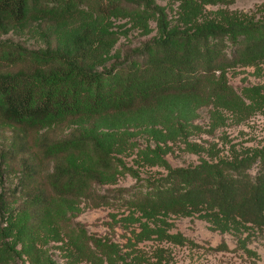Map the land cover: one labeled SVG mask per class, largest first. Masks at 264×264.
Wrapping results in <instances>:
<instances>
[{"label": "trees", "instance_id": "trees-1", "mask_svg": "<svg viewBox=\"0 0 264 264\" xmlns=\"http://www.w3.org/2000/svg\"><path fill=\"white\" fill-rule=\"evenodd\" d=\"M180 1L183 24L172 26L166 8L146 0H0V29L4 31L34 12L58 11L65 16L90 4L102 17L151 13L159 33L157 38L127 49L120 59L102 69L87 61L91 50L80 41L72 53L54 54L0 41V120L19 129L17 148L9 156L19 157L22 165L13 194L22 199L23 209L35 219L41 220L56 197L96 206H151L155 210L176 205L184 215L199 213L213 221L234 216L264 225V146L240 156L174 169L145 189L136 185L108 188L103 186L104 175L113 173L116 163L103 144L78 130L65 137L58 135L56 126L61 121L147 107L158 98L194 95L207 86L222 107L245 111V115L250 109L264 111V84L238 90L226 77L227 68L241 62L264 65V17L217 11L208 20L199 18L206 15L202 2L225 0ZM97 35L103 40L106 34ZM35 131L38 134L32 141L30 134ZM87 148L94 155L96 169L72 166L69 156ZM28 153L52 162V169L42 175ZM5 197L0 193L1 202ZM96 242L101 253L106 251L100 264L105 259L112 264L107 245ZM15 252L14 245L2 237L0 256ZM163 252L157 251L160 261ZM84 257L99 264L92 260L93 254ZM141 261L135 256L124 264Z\"/></svg>", "mask_w": 264, "mask_h": 264}, {"label": "rangeland", "instance_id": "rangeland-1", "mask_svg": "<svg viewBox=\"0 0 264 264\" xmlns=\"http://www.w3.org/2000/svg\"><path fill=\"white\" fill-rule=\"evenodd\" d=\"M146 1L165 7L172 26L183 24L180 0ZM202 8L206 15L199 18L208 20L217 11L264 17V0L202 2ZM99 32L106 34L103 40ZM158 36L156 17L151 13L102 17L90 4L65 16L58 11L34 12L9 30L0 29V41L43 54L72 53L80 41L91 50L87 61L95 69ZM263 67L258 62H241L227 68L226 77L238 90L264 84ZM56 127L60 137L75 130L93 136L112 154L116 169L103 180L108 188L136 185L145 189L174 169L240 156L264 146V111L250 109L245 115V111L222 107L208 86L194 95L164 96L147 107L65 120ZM18 130L0 120V193L6 194L4 202L0 201V239L5 238L16 250L0 256L5 264H92L86 254H93L92 260L100 264L106 251H99V240L107 245L112 264L130 262L135 256L142 258L139 264H264V225L234 216L213 221L199 213L184 215L176 205L155 210L151 206H96L55 197L41 220L35 219L13 194L22 175L19 157H9L17 148ZM37 134H30L32 141ZM27 156L38 164L42 175L52 169V162L41 161L33 153ZM68 159L74 167L96 169L90 148ZM158 250L164 251L162 261ZM101 261L109 264L108 259Z\"/></svg>", "mask_w": 264, "mask_h": 264}]
</instances>
